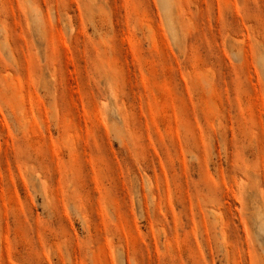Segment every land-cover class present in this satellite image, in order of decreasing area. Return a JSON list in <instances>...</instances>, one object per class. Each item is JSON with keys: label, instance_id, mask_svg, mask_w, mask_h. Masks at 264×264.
<instances>
[{"label": "rangeland", "instance_id": "obj_1", "mask_svg": "<svg viewBox=\"0 0 264 264\" xmlns=\"http://www.w3.org/2000/svg\"><path fill=\"white\" fill-rule=\"evenodd\" d=\"M0 264H264V0H0Z\"/></svg>", "mask_w": 264, "mask_h": 264}]
</instances>
